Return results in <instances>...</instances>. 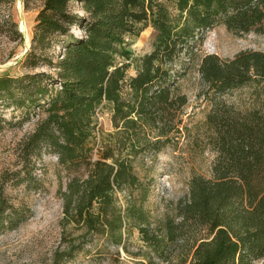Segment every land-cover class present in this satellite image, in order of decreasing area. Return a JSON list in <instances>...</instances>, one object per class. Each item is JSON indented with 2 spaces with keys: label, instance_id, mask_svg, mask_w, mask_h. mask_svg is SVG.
Here are the masks:
<instances>
[{
  "label": "trees",
  "instance_id": "1",
  "mask_svg": "<svg viewBox=\"0 0 264 264\" xmlns=\"http://www.w3.org/2000/svg\"><path fill=\"white\" fill-rule=\"evenodd\" d=\"M0 3L12 7L15 0ZM35 23L24 65L39 72L0 75V101L38 117L21 147L25 168L46 150L67 172L63 226L84 229L79 239L97 236L115 246L135 229L148 251L169 264H254L263 259V115L225 104L213 108L206 121L217 154L212 179L193 176L175 216L157 223L143 209L147 187L129 157L157 150L180 133L187 98L177 94L178 84L197 66L201 34L216 25L235 35L264 34V0H44ZM4 24L21 40L12 16ZM148 27L153 31L149 42L155 37L151 51L133 59L130 41ZM130 68L134 76L128 75ZM198 72L217 93L264 81V52L245 51L226 61L204 56ZM106 103L114 127L122 129L118 135L127 138L106 146L93 161L94 117ZM131 132L134 139L128 137ZM124 140L131 145L127 158L121 156ZM124 192L129 200L123 210L117 193ZM27 212L1 203L0 229L18 227ZM83 243L56 252L52 264L74 259Z\"/></svg>",
  "mask_w": 264,
  "mask_h": 264
},
{
  "label": "rangeland",
  "instance_id": "2",
  "mask_svg": "<svg viewBox=\"0 0 264 264\" xmlns=\"http://www.w3.org/2000/svg\"><path fill=\"white\" fill-rule=\"evenodd\" d=\"M18 3L21 4L18 6ZM43 3L44 0H28L27 9L25 0H15L12 7L0 3V75L16 78L39 72L26 68L24 61ZM75 6L81 15V5L76 3ZM9 16L17 24L21 40L10 35L5 27L4 20ZM21 16L26 31L21 29ZM150 33L153 31L148 27L138 38L130 41L133 59L150 53L155 38L150 43ZM76 35H80L79 30ZM201 37L203 41L197 47V66L178 84L177 94L187 98L180 133H174L171 142L158 145L157 150H146L136 157H129L134 173L147 187V197L142 205L153 223L164 220L166 216H175L179 201L188 197L189 182L193 176L212 179L217 154L210 144L206 121L216 105L225 104L241 113L254 112L264 116V81L217 93L208 89L198 72L199 61L204 56L215 55L226 61L245 51L264 52V34L251 32L235 35L223 25H216L203 32ZM118 62L122 63L123 60ZM128 75L134 76L135 70L130 68ZM5 105L0 101V204L28 212L26 221L18 227L0 229V264H52L56 252H63L72 244L77 246L83 241L87 243H83L82 251L65 264H149L147 257L156 264H169L159 261L148 251L135 229L127 231L122 245L115 246L97 236L79 239L84 229L73 224L63 226L61 192L66 190L68 174L59 165L57 157L46 150L40 158L33 157L25 168L21 147L34 132L39 120L31 115L32 112L26 115L23 110H13ZM45 116L41 112V118ZM94 121L96 140L93 139L90 145L93 148V161L101 156L106 146H113L123 137L127 138L118 135L122 129L114 127L111 106L107 103L96 111ZM148 134L150 140L154 141L153 135ZM128 137L134 139L133 133H128ZM123 142H126V146L121 156L127 158L131 145L126 140ZM27 172H30V179H27ZM133 194L138 199L139 193ZM117 198L124 210L129 200L128 194L117 193ZM170 264H176V261ZM254 264H264V258Z\"/></svg>",
  "mask_w": 264,
  "mask_h": 264
},
{
  "label": "bare ground",
  "instance_id": "3",
  "mask_svg": "<svg viewBox=\"0 0 264 264\" xmlns=\"http://www.w3.org/2000/svg\"><path fill=\"white\" fill-rule=\"evenodd\" d=\"M19 4H21V3H18V6H19ZM19 9H22L21 7H19ZM21 19H22V16H21ZM21 29H22V31H26V27H25V21L22 19V23H21ZM20 29V30H21ZM26 35V34H25ZM26 40V39H25ZM28 41V40H27ZM27 43V42H26Z\"/></svg>",
  "mask_w": 264,
  "mask_h": 264
}]
</instances>
